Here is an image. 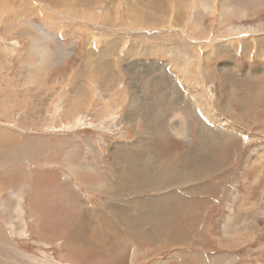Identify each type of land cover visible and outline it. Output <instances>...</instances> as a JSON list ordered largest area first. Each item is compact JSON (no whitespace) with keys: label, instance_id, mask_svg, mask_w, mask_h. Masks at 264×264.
Masks as SVG:
<instances>
[{"label":"rangeland","instance_id":"obj_1","mask_svg":"<svg viewBox=\"0 0 264 264\" xmlns=\"http://www.w3.org/2000/svg\"><path fill=\"white\" fill-rule=\"evenodd\" d=\"M221 1L203 13L199 0H0L5 223L16 213L54 223L70 243L42 246L40 264H264V0H229L246 17L221 11ZM27 21L72 54L61 61L50 39L57 56L34 65L28 51L40 34ZM133 63L151 74L128 76ZM155 63L214 119L192 110L194 140L169 129L171 115L189 107L167 102L177 96ZM136 96L147 125L128 114ZM199 120L216 132L212 150Z\"/></svg>","mask_w":264,"mask_h":264},{"label":"bare ground","instance_id":"obj_2","mask_svg":"<svg viewBox=\"0 0 264 264\" xmlns=\"http://www.w3.org/2000/svg\"><path fill=\"white\" fill-rule=\"evenodd\" d=\"M200 1V4H199V7L201 8V10H202V12L203 13H205V12H213V11H215L216 10V5H217V1L218 0H199ZM231 3H229V0H222L221 1V4H220V6H221V11H228L229 13H231V14H234V15H236L237 17H246V16H252L253 14H250L249 12H247V11H244V10H241L240 8H238V7H234V5H230ZM159 11H161V14H163L164 12H163V10H162V8L159 10ZM163 12V13H162ZM25 24H27L28 26H30L31 28H33L32 30H35L36 32H38L40 35L38 36V38H33V40H32V45H31V47H30V49H31V52L32 53H35L36 54V56H37V63L36 64H43V63H45V60H46V62L48 61L49 62V57L50 56H57V53L55 54V53H53V51L51 50V49H49L48 48V46L46 45V42L48 41V40H52V41H54V43H55V46L57 47V48H60L61 50H60V52L58 53V56L60 57V59H61V61H63V60H65V59H67L72 53V51L71 52H69V51H65L63 48H62V46L61 45H59V41L57 40V37L56 36H51L47 31H46V29L45 28H43L41 25H34V24H32L31 22H29V21H27ZM264 24V23H263ZM262 25V24H261ZM263 26V25H262ZM263 29V28H262ZM246 46V45H245ZM248 47V46H247ZM248 49V48H247ZM55 60V59H54ZM57 62H59V60H56ZM60 61V62H61ZM58 64V63H57ZM162 64V63H161ZM161 64H157V63H155V65H153V66H156V65H159V66H157V68L155 69V71H160V73L159 74H161V75H163V74H168V77L170 78V80L172 81H170L169 82V86H171L172 87V89H173V91L176 93V96H177V98H175V100L173 99V97H172V94H167L166 92H165V94H167V99H168V101L167 102H174L176 105H178V106H180L181 108H188L189 107V110H185V111H176L175 113H173L172 115H171V119H172V121H166L167 122V124H168V126H170V130H172V133H173V135L176 137V138H180V139H187V138H192V140H194L195 139V135H190L189 134V130H188V126H187V124H186V120H187V118L190 116H192V118H193V114H195L194 112H196V113H198V119H200V117H203V116H205V117H207V119H212L213 120V122H214V119L213 118H211L210 116H209V114H208V112L206 113L204 110H203V108L204 107H202V105L201 104H198V102H197V96H195L196 94L194 93V92H192V91H188V90H186V88H184L178 81H177V78L175 79H173V76L171 75V74H169L168 72H167V69L165 70L164 69V66H163V64L161 65ZM198 64V63H197ZM196 63H195V65H194V68L193 69H195V67H196V71H197V67H198V65H197ZM35 65V64H34ZM133 66V67H132ZM74 68V67H73ZM134 69V71H139V73H138V80L140 81L141 79H143V77H145L146 78V76L147 75H150L151 73H146V71H140L141 69H143L144 67H142V65H139L138 63H133V64H131V66H126V72H127V75L128 76H130L131 74H130V69ZM88 70H90V68L88 69ZM94 70H95V68H94ZM144 70V69H143ZM226 70H223V72H225ZM91 72V71H90ZM89 72V73H90ZM91 75V74H90ZM134 75V74H133ZM144 75H146V76H144ZM136 76V75H135ZM157 76V75H156ZM149 77V76H148ZM163 77V76H162ZM90 78V77H89ZM160 78H161V76H160ZM29 80V79H28ZM154 80H157V78H155V77H153V79H151L150 78V81H148L149 83H148V85L149 86H153V81ZM138 82V81H137ZM133 83V82H132ZM134 84V83H133ZM132 84V85H133ZM162 84H164V83H162ZM131 88L133 89V86H131ZM167 88V87H166ZM170 88V87H169ZM165 89V88H164ZM171 89V88H170ZM172 89H171V91H172ZM135 90V89H134ZM166 90V89H165ZM136 92H137V90H136ZM135 92V93H136ZM78 96V95H77ZM163 98H165V97H163ZM141 99H142V97H138V96H136V97H133V99L131 100V101H129V103H128V105L126 106L128 109L127 110H129V113L128 114H130L132 111H134L135 113H136V110H137V108H139V109H141V106L139 105V103L141 102ZM155 99V98H154ZM163 101H165V99L163 100ZM199 101V100H198ZM165 103V102H164ZM72 104V103H71ZM153 105V104H152ZM164 105V104H163ZM166 105H167V103H166ZM165 105V106H166ZM75 106H77V104H73L72 105V108H74ZM200 106V107H199ZM156 108V107H155ZM194 108V109H193ZM143 109V108H142ZM207 109V108H206ZM192 110H194V112L192 111ZM141 111V110H140ZM138 112V113H133L132 115V118L133 119H137V120H139V119H142V120H144V123L145 122H147V121H149V119H147L146 117H144L143 115L144 114H142L141 115V113L142 112ZM228 111V110H227ZM211 114V113H210ZM152 116V115H151ZM195 116V115H194ZM166 117V116H165ZM215 117V116H214ZM132 118H129V121L128 122H132L133 121V119ZM174 119H177L178 120V125L177 126H174V123H173V121H174ZM136 120V121H137ZM194 120V119H193ZM212 122V121H211ZM139 123V122H138ZM215 123H217V124H219V123H221L220 121H216ZM133 124H134V122H133ZM146 124V123H145ZM147 125V124H146ZM220 125V124H219ZM166 126V125H165ZM167 126V127H168ZM198 131H199V133H201L203 136H204V138H205V140H206V145H207V147H208V149L209 150H212V147L210 146L211 145V143L213 142L212 140L216 137V132L214 131V133L212 132V125L210 124V123H204V120L203 121H201L200 122V120H199V123H198ZM216 128V127H215ZM156 130V128L155 127H146L145 128V132L146 133H153L154 131ZM168 131V128L166 129H164L163 130V132H162V135H160V137L162 138V139H164V138H166V137H164V134H166V133H168L167 131ZM217 131V130H216ZM157 133V132H156ZM193 133V132H192ZM158 135H159V133H158ZM147 136V135H146ZM165 140V139H164ZM167 145H165V147L162 149V151H161V155L162 156H164L165 157V155H164V153L165 152H167V154L171 151V149H170V147L168 146V147H166ZM162 148V147H161ZM168 149H170V150H168ZM165 151V152H164ZM174 154V153H173ZM143 155V154H142ZM115 157L118 159V160H125V159H127V158H124L123 156H122V154L120 153V155L117 153V154H115ZM140 158L141 157H138L137 156V158H136V160H139L140 161ZM166 158V157H165ZM169 158L170 159H173L172 158V156H169ZM166 161H168L167 159L164 161V163L166 162ZM131 162V161H130ZM136 163V162H135ZM164 165V164H163ZM166 166V165H165ZM142 167V166H141ZM167 167V166H166ZM153 168V167H152ZM165 168V167H164ZM261 170H264V168H262V169H260V170H258V172H257V174L259 173V172H261ZM255 176V175H254ZM256 177V176H255ZM107 178V177H106ZM151 178V177H150ZM150 180V179H149ZM152 181H153V179H152ZM131 184V183H130ZM101 186V185H100ZM105 186V184L103 185L102 184V186L101 187H104ZM156 186V185H155ZM151 187H152V185H151ZM150 188V187H149ZM156 188V187H155ZM105 189V188H104ZM228 229L227 228H225V233H228ZM137 247H139L138 245H136L135 246V248H134V254L135 255H139V252H138V248ZM134 255V256H135ZM135 258V257H134ZM92 261H90V260H88L85 264H92L91 263ZM137 261L134 259V262L132 263H130V264H135Z\"/></svg>","mask_w":264,"mask_h":264},{"label":"crops","instance_id":"obj_3","mask_svg":"<svg viewBox=\"0 0 264 264\" xmlns=\"http://www.w3.org/2000/svg\"><path fill=\"white\" fill-rule=\"evenodd\" d=\"M28 53L32 55L30 48H29ZM34 58H35L34 63L36 65L37 57L35 56ZM2 61H3V66L0 65V89L5 88V78L4 76H2V74L4 73V69H5V66H4L5 58L4 57L3 59L1 58L0 62ZM55 62L57 63V61ZM32 64L29 65L28 67H32ZM31 76L33 77L34 75L32 74ZM37 77L41 79L50 78L49 75L42 76V74L41 76L38 74ZM25 78L29 79L30 77H25ZM1 100L3 101L1 102V107L3 110H5V94H3V98ZM4 133H5V129L0 130V134H4ZM4 190H5V172L0 171V191H4ZM38 203L39 202H35V203L30 202V204L27 207V211H28V208L29 209L32 208L33 211L37 212L35 208L38 206ZM43 203L46 204L47 206L48 202H43ZM7 206L9 207L10 204L8 205L6 203V207ZM12 206L14 208H18L20 206V202H14ZM32 210H29L28 213L31 217H34V215H32V212H31ZM20 212L21 211H19L18 213L20 214ZM14 219H16V221H14L15 223L10 224L12 226H9V224L5 223V198H1L0 199V264H5V255L11 256L13 260L11 262H15V264H21L23 260H24L23 264H40V258L37 257V255H40L42 253V250L45 249L43 247L47 245H54V244L61 243L64 249V248H68V246L70 245V243L69 244L66 243L68 242L67 239H66L67 240L66 242H63V238L66 237L65 235L60 234V236L58 237L57 235H55L57 234L56 230L57 231L61 230V227L60 226L55 227L54 223H52V225H48V228H45L43 226L44 223L42 222L37 223L35 221L33 225L30 223L27 224L26 221L21 217V215H17V213H16V216H14ZM57 225H62V224L58 223ZM58 227L60 229H58ZM66 229L67 227L65 228V230ZM50 230H54L53 231L54 233H51ZM62 253H66V255H68V252L66 250L63 251Z\"/></svg>","mask_w":264,"mask_h":264}]
</instances>
